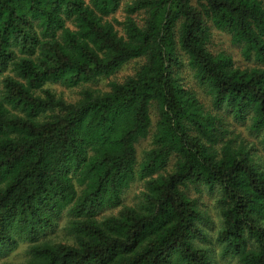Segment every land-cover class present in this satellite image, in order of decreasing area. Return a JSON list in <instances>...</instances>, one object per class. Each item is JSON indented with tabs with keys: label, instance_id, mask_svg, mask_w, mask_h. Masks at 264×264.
<instances>
[{
	"label": "trees",
	"instance_id": "obj_1",
	"mask_svg": "<svg viewBox=\"0 0 264 264\" xmlns=\"http://www.w3.org/2000/svg\"><path fill=\"white\" fill-rule=\"evenodd\" d=\"M121 2L0 0V264L19 243L25 264H211L187 195L198 186L220 194L225 252L264 264V167L215 113L249 120L264 147V0H132L118 31ZM212 30L254 66L212 52ZM135 60L132 76L88 88ZM135 178L141 202L121 207ZM64 216L73 244L40 243Z\"/></svg>",
	"mask_w": 264,
	"mask_h": 264
},
{
	"label": "rangeland",
	"instance_id": "obj_2",
	"mask_svg": "<svg viewBox=\"0 0 264 264\" xmlns=\"http://www.w3.org/2000/svg\"><path fill=\"white\" fill-rule=\"evenodd\" d=\"M132 0H122L121 7L111 15L108 20L111 21L118 31H121V27L117 25L119 22H123L126 18L125 6ZM142 16L140 14H134L132 18L139 21ZM117 22V23H115ZM209 48L214 53H224L231 57L233 64L236 68L241 70L252 68L254 66L251 59H247L242 52V48L238 45H234L231 42L230 35L212 30L211 38L209 42ZM139 64L138 60L131 61L124 65L121 70H119L114 76L106 79L98 80L93 85H89L88 88L94 90L106 91L108 89V84L112 81L121 82L126 77L132 76ZM185 82H187L197 94L200 96L201 101L206 103L207 107H210L208 102V97L199 89L193 79L192 72L185 69L183 75ZM0 82V90H1ZM48 88L53 90L55 94L67 102H74L78 99V94L81 88L67 89L59 84L49 85ZM86 88V87H84ZM210 109L214 112L215 110ZM216 114L222 119L223 125L227 130L225 139L233 141L235 145L244 146L245 149H250V153L257 163L264 167V147L260 142V136L256 135L254 132L250 131L249 120L241 123L234 121L230 116L226 115L225 111H215ZM151 118L153 124L156 122V112L151 110ZM151 140L150 137L146 140L138 142L135 146L137 153L138 162L141 161L143 153L150 147ZM144 191V182L135 178L134 181L125 190L121 199V207H134L139 206L141 202V194ZM187 195L196 202L198 210L203 215L205 219L202 224V230L205 235L203 242L196 241L197 247H201L206 250L210 258L211 264H240L238 257L233 256L230 253L225 252L224 244L219 242L217 239L218 232L222 228V217L220 215V208L218 206V199L220 194L217 190L209 191L205 187H189ZM120 208L114 210L104 211L100 217L105 218L117 214ZM68 217L64 216L60 221L58 227L49 232L45 237L40 240V243H63L72 245L73 237L68 232ZM28 244L19 243L18 246L5 257L1 262H8L12 264H25L29 259L27 255Z\"/></svg>",
	"mask_w": 264,
	"mask_h": 264
}]
</instances>
